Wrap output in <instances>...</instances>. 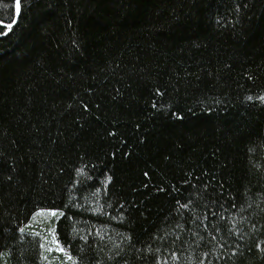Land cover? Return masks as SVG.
Segmentation results:
<instances>
[{"label": "trees", "instance_id": "16d2710c", "mask_svg": "<svg viewBox=\"0 0 264 264\" xmlns=\"http://www.w3.org/2000/svg\"><path fill=\"white\" fill-rule=\"evenodd\" d=\"M0 264H264V0H0Z\"/></svg>", "mask_w": 264, "mask_h": 264}, {"label": "rangeland", "instance_id": "374dc122", "mask_svg": "<svg viewBox=\"0 0 264 264\" xmlns=\"http://www.w3.org/2000/svg\"><path fill=\"white\" fill-rule=\"evenodd\" d=\"M53 215V213L51 212H38L31 220L30 225H32L33 227H37V228H43V224H45V222ZM50 231V230H49ZM49 233V238H50V242H51V248L55 249V250H60V247H58V244H56L54 237L50 232Z\"/></svg>", "mask_w": 264, "mask_h": 264}, {"label": "snow or ice", "instance_id": "6c2138e0", "mask_svg": "<svg viewBox=\"0 0 264 264\" xmlns=\"http://www.w3.org/2000/svg\"><path fill=\"white\" fill-rule=\"evenodd\" d=\"M16 9H17V13H19V10H20V0H16ZM9 27H11V25H9Z\"/></svg>", "mask_w": 264, "mask_h": 264}]
</instances>
